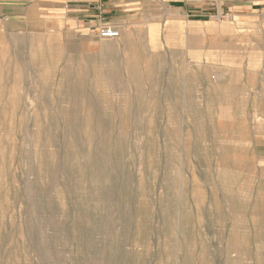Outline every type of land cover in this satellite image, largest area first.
I'll use <instances>...</instances> for the list:
<instances>
[{"label": "rangeland", "instance_id": "rangeland-1", "mask_svg": "<svg viewBox=\"0 0 264 264\" xmlns=\"http://www.w3.org/2000/svg\"><path fill=\"white\" fill-rule=\"evenodd\" d=\"M120 32L0 25V264H264L261 60Z\"/></svg>", "mask_w": 264, "mask_h": 264}, {"label": "crops", "instance_id": "crops-1", "mask_svg": "<svg viewBox=\"0 0 264 264\" xmlns=\"http://www.w3.org/2000/svg\"><path fill=\"white\" fill-rule=\"evenodd\" d=\"M34 24L81 36L94 35L104 24L120 31L179 25L195 27L198 33L208 26L216 32L223 27L230 44H244L246 59L261 60L256 73L261 77L258 93L264 105V0H0V25ZM261 118L264 125V112Z\"/></svg>", "mask_w": 264, "mask_h": 264}, {"label": "built area", "instance_id": "built-area-1", "mask_svg": "<svg viewBox=\"0 0 264 264\" xmlns=\"http://www.w3.org/2000/svg\"><path fill=\"white\" fill-rule=\"evenodd\" d=\"M120 33L121 32L117 27L104 24L94 36L100 40H117L120 37Z\"/></svg>", "mask_w": 264, "mask_h": 264}, {"label": "bare ground", "instance_id": "bare-ground-1", "mask_svg": "<svg viewBox=\"0 0 264 264\" xmlns=\"http://www.w3.org/2000/svg\"><path fill=\"white\" fill-rule=\"evenodd\" d=\"M190 46V45H189ZM195 46V45H194ZM39 48V47H38ZM37 49V48H36ZM38 51V50H37ZM32 55H30V57H31ZM60 56V55H59ZM152 60H154V59H152ZM153 64V63H152ZM97 65V64H96ZM95 65V66H96ZM223 66V65H222ZM149 69V68H148ZM224 73V72H223ZM220 75H222V74H220ZM225 75V74H224ZM227 76H228V74H227ZM101 77V76H100ZM196 77V76H195ZM210 77V76H209ZM139 79V78H138ZM222 79V78H221ZM140 80V79H139ZM216 81V80H215ZM224 81V80H223ZM222 82V81H221ZM228 82V81H227ZM230 83V82H229ZM198 87V86H197ZM216 88H217V86H216ZM195 91V90H194ZM215 127V126H214ZM237 162V161H236ZM234 179H236V178H234ZM227 188V187H226ZM241 219H243V217L241 218ZM239 227V226H238Z\"/></svg>", "mask_w": 264, "mask_h": 264}]
</instances>
